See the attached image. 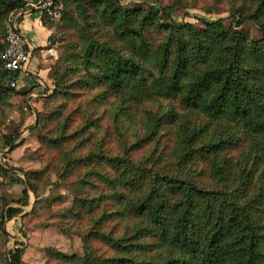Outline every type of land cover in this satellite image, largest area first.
Here are the masks:
<instances>
[{"label": "rangeland", "instance_id": "obj_1", "mask_svg": "<svg viewBox=\"0 0 264 264\" xmlns=\"http://www.w3.org/2000/svg\"><path fill=\"white\" fill-rule=\"evenodd\" d=\"M80 1L84 9L73 5L76 28L64 26L63 15L59 21L44 16L52 29L56 51L49 73L52 92H46L35 103L27 97L30 90L21 86L10 87L6 97L0 95V166L7 170L6 173L0 170V217L8 207L19 206L16 200L22 197L27 187L25 182L31 186V189L28 187L29 204L23 207L24 215L5 219L3 228L7 235H0V264H7L10 252L21 245L25 250L23 264H81L85 257L94 259L90 264H103V261L111 264L112 258L151 257L154 252L143 254L135 248L125 252L102 238L97 239L99 233H106L121 239L123 244L151 242L135 238L136 229L145 221L125 213V206L108 196L113 193V184L102 180L99 174L117 177L111 166L113 160L146 167L148 175L160 171L192 179L198 171L179 167V163H188L183 159L177 137L179 125L169 126L167 131L158 128L159 119L166 113H178L179 117L187 114L180 94L164 97L150 89L135 105L106 82H85L90 79V73L82 61L89 45L96 49L117 48L125 56H133L138 48L134 41L121 38L114 27L104 24L101 8L92 7L91 0ZM118 1L124 8L137 9L146 15L155 6L164 7L160 15L170 23H191L198 30L206 28L207 21L220 20L229 29L236 28V21L242 20L239 29L247 40L263 36L260 23L264 22V9L255 15L260 0ZM27 9L12 12L5 28L11 18L19 21V13ZM137 30L149 41L151 49L159 48L166 37L165 30L153 24L146 23ZM66 66L77 71L69 73L66 84L53 93L56 82L52 73L56 68L65 70ZM155 74L151 72L150 76ZM26 78L22 77L23 83ZM72 84L77 86L74 90ZM196 125L203 127L198 131V136L201 135L198 143L205 137L214 138V132H219L215 135L225 141L239 140L246 144L243 139H247L244 155L224 163H264L260 149L255 148L252 154L253 136L245 133L244 127L231 124L217 130L215 120L205 118L197 120ZM11 139L14 140L9 143ZM197 157L195 153L192 161ZM207 157L209 163L216 161L212 154ZM220 159L221 156L217 160ZM114 184L118 182L115 180ZM201 184L209 189L227 190L237 185L221 180L211 167ZM80 199L93 201L96 206L84 208ZM118 210L126 215L115 214ZM48 248L67 255L69 263L52 257Z\"/></svg>", "mask_w": 264, "mask_h": 264}, {"label": "trees", "instance_id": "obj_2", "mask_svg": "<svg viewBox=\"0 0 264 264\" xmlns=\"http://www.w3.org/2000/svg\"><path fill=\"white\" fill-rule=\"evenodd\" d=\"M63 1V25L76 28L73 8L84 9V4L78 0ZM28 2L0 0L1 96L8 95L12 79L2 61L5 22L12 12L29 8ZM91 2L92 7L101 8L104 24L114 27L121 38L134 41L138 51L133 56H125L117 48L96 49L89 45L82 64L92 81L85 79V82H106L135 105L150 89L164 97L180 94L187 114L179 117L178 113H166L159 119L158 128L167 131L169 126L179 125L177 137L183 159L188 162L179 163V167L198 170L192 179L160 171L148 175L146 167L113 160L111 166L117 177L99 174L102 180L113 184V193L108 196L123 204L125 213L145 221L136 229L135 238L151 242L123 244L121 239L106 233H99L97 239L102 238L125 252L134 248L143 254L154 252L151 257L110 258L111 264H264V165L260 168L264 163H224L243 153L247 139H243L246 144L239 140L225 141L215 135L219 132H214V138L205 137L198 143L201 137L198 131L203 127H196L200 118L215 120L217 130L231 124L244 127V132L253 136L252 154L255 148L260 149L264 162V22L260 23L262 38L249 41L239 29L242 20L236 21V28L229 29L220 20L207 21V27L198 30L191 23H170L160 15L164 7L155 6L146 15L143 11L122 7L118 0ZM263 7L264 0H260L256 16L263 12ZM43 22L47 24L44 16ZM146 23L166 32L164 42L157 49H151L149 41L137 30ZM52 36L45 48L53 47ZM72 68L66 66L65 70L53 71L56 82L53 93L66 84L69 73L77 71ZM154 71L156 74L151 77ZM75 87L72 84L73 90ZM195 153L198 157L192 161ZM208 154L214 156V163L208 162ZM219 156L222 160H217ZM210 167L213 174L228 180L229 184H237L236 187L229 190L204 187L201 180ZM0 170L7 172L2 166ZM115 180L118 184H114ZM25 183L22 197L16 200L19 206H10L1 213L0 235H7L3 228L5 219L19 215L29 204V183ZM79 202L84 208L96 206L86 199ZM125 213L115 212L120 216ZM47 250L52 257L69 263L67 255ZM24 251L23 245L12 250L7 264H23ZM90 263L94 259L85 257L81 264Z\"/></svg>", "mask_w": 264, "mask_h": 264}, {"label": "crops", "instance_id": "obj_3", "mask_svg": "<svg viewBox=\"0 0 264 264\" xmlns=\"http://www.w3.org/2000/svg\"><path fill=\"white\" fill-rule=\"evenodd\" d=\"M30 8L19 13L20 29L28 40L31 58L18 76V87L30 90L27 97L35 103L36 100L45 97L46 92H52L49 73L55 48H45L50 44L52 29L43 22L44 12L39 8ZM23 76L27 77L24 83Z\"/></svg>", "mask_w": 264, "mask_h": 264}, {"label": "built area", "instance_id": "obj_4", "mask_svg": "<svg viewBox=\"0 0 264 264\" xmlns=\"http://www.w3.org/2000/svg\"><path fill=\"white\" fill-rule=\"evenodd\" d=\"M28 6L29 8L42 9L46 17L52 21L61 20L64 11L63 0H30ZM52 55L56 56V51H53ZM30 58L28 40L20 29L18 19L13 17L6 25L5 48L2 52L4 67L12 75V79L10 80V86L12 88H18V76L27 66Z\"/></svg>", "mask_w": 264, "mask_h": 264}, {"label": "water", "instance_id": "obj_5", "mask_svg": "<svg viewBox=\"0 0 264 264\" xmlns=\"http://www.w3.org/2000/svg\"><path fill=\"white\" fill-rule=\"evenodd\" d=\"M28 187L31 189V186L28 184ZM24 213L20 214V215H17V216H23ZM11 256V255H10Z\"/></svg>", "mask_w": 264, "mask_h": 264}]
</instances>
